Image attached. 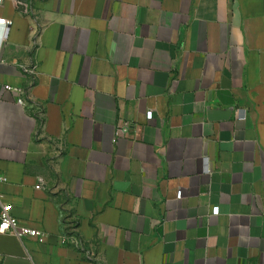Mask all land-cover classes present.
I'll use <instances>...</instances> for the list:
<instances>
[{"label":"crops","instance_id":"crops-1","mask_svg":"<svg viewBox=\"0 0 264 264\" xmlns=\"http://www.w3.org/2000/svg\"><path fill=\"white\" fill-rule=\"evenodd\" d=\"M0 18V195L45 234H0V264H264V0Z\"/></svg>","mask_w":264,"mask_h":264},{"label":"built area","instance_id":"built-area-1","mask_svg":"<svg viewBox=\"0 0 264 264\" xmlns=\"http://www.w3.org/2000/svg\"><path fill=\"white\" fill-rule=\"evenodd\" d=\"M4 0H0V6L3 4ZM12 25V21L6 18H0V27L3 31L2 38H6L8 35V32L10 30V27ZM31 73H35V69H31ZM6 90L14 91L16 93H21V89H15L9 86L5 87ZM18 104H23L22 99H18ZM148 120L152 119V113L148 112L146 115ZM128 130L127 125L120 128L118 130L119 133L126 132ZM6 182V178L1 175L0 173V185ZM37 189H40L41 186L37 185ZM180 196V194H179ZM218 209H213V214H216ZM0 234L2 235H12L22 241L23 239L29 237L37 239L38 242L43 243L45 234L42 231L31 229L28 227L20 226L18 220L11 214V206L7 203H5L0 195ZM70 240L73 244L77 245L79 244V240L75 237H70ZM63 244L66 243V240L64 239L62 241Z\"/></svg>","mask_w":264,"mask_h":264}]
</instances>
